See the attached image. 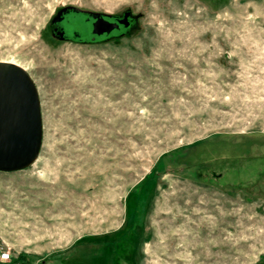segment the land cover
<instances>
[{"label":"rangeland","instance_id":"obj_1","mask_svg":"<svg viewBox=\"0 0 264 264\" xmlns=\"http://www.w3.org/2000/svg\"><path fill=\"white\" fill-rule=\"evenodd\" d=\"M66 6L132 26L52 41ZM2 61L42 131L0 172V264H264V0H0Z\"/></svg>","mask_w":264,"mask_h":264},{"label":"water","instance_id":"obj_2","mask_svg":"<svg viewBox=\"0 0 264 264\" xmlns=\"http://www.w3.org/2000/svg\"><path fill=\"white\" fill-rule=\"evenodd\" d=\"M36 89L23 69L0 62V172L21 171L37 159L42 128Z\"/></svg>","mask_w":264,"mask_h":264},{"label":"flooded vegetation","instance_id":"obj_3","mask_svg":"<svg viewBox=\"0 0 264 264\" xmlns=\"http://www.w3.org/2000/svg\"><path fill=\"white\" fill-rule=\"evenodd\" d=\"M54 14L48 25V35L52 41L59 43H108L125 35L132 26L129 12L120 16L107 15L66 6L57 9Z\"/></svg>","mask_w":264,"mask_h":264},{"label":"trees","instance_id":"obj_4","mask_svg":"<svg viewBox=\"0 0 264 264\" xmlns=\"http://www.w3.org/2000/svg\"><path fill=\"white\" fill-rule=\"evenodd\" d=\"M127 209L129 210V209H131V207H130V208H127ZM132 209H133V213H134V212H135V203L132 205ZM132 209H131V210H132ZM131 210H129V211H131ZM131 213H132V212H131ZM128 217H130L129 214H128ZM130 223H131V222H130ZM134 232H135V231H130V233H129L128 236H127V238H128V239H127V243H128L129 246H130V247H129V248H130V251H132L131 247H133L132 239H133V234H134ZM121 239H122V238H121ZM121 239H120V240H121ZM111 243H113V244H117V241L114 242V240H112Z\"/></svg>","mask_w":264,"mask_h":264},{"label":"built area","instance_id":"obj_5","mask_svg":"<svg viewBox=\"0 0 264 264\" xmlns=\"http://www.w3.org/2000/svg\"><path fill=\"white\" fill-rule=\"evenodd\" d=\"M9 260H10L9 254L7 252L1 251L0 252V261L6 262Z\"/></svg>","mask_w":264,"mask_h":264},{"label":"bare ground","instance_id":"obj_6","mask_svg":"<svg viewBox=\"0 0 264 264\" xmlns=\"http://www.w3.org/2000/svg\"><path fill=\"white\" fill-rule=\"evenodd\" d=\"M9 64H11V63H9ZM12 65H14V64H12Z\"/></svg>","mask_w":264,"mask_h":264}]
</instances>
